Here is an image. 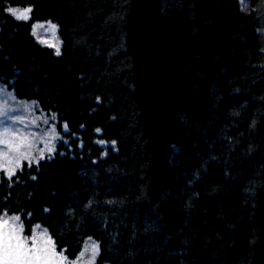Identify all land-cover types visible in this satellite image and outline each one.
Masks as SVG:
<instances>
[{
  "label": "trees",
  "instance_id": "trees-1",
  "mask_svg": "<svg viewBox=\"0 0 264 264\" xmlns=\"http://www.w3.org/2000/svg\"><path fill=\"white\" fill-rule=\"evenodd\" d=\"M48 20L59 57L30 35ZM0 83L68 128L0 172L24 238L39 223L67 261L91 237L95 264H264V0H0Z\"/></svg>",
  "mask_w": 264,
  "mask_h": 264
},
{
  "label": "rangeland",
  "instance_id": "rangeland-1",
  "mask_svg": "<svg viewBox=\"0 0 264 264\" xmlns=\"http://www.w3.org/2000/svg\"><path fill=\"white\" fill-rule=\"evenodd\" d=\"M45 26L47 27V25ZM57 36L60 39L58 33ZM43 38H50V34H44ZM51 49L54 50V48ZM6 134L10 138H15L13 143L19 145L20 152H31L29 159L21 160V166L24 162L28 164H37L40 160L52 156L57 151L59 143H68V138L66 136L68 134V128L67 126L65 127L64 123L58 122L56 114L43 112L38 108L35 102L16 98L5 85L0 83V140L5 139ZM97 143L104 147L107 145L106 142L100 140H98ZM49 147L53 149L51 152L48 151ZM7 148V145L0 143V164L4 163L3 150ZM41 152H43V158H40ZM17 155V152L9 150V159H14ZM19 168H16L15 172ZM0 172H4L7 175V167L0 168ZM5 217L8 218V225L0 227V233L4 232L6 229L11 232L12 229L21 225L20 221L12 224L10 220L11 216L7 215H0V223H2ZM42 235L43 228L41 227L36 230L35 236ZM20 237L22 239H27L28 247L32 246L34 234L29 238H24L21 232ZM48 238L49 236L41 240L40 245L43 247H51L46 243ZM93 244L95 243L90 240L87 241L81 251L84 252V255L81 256L80 253L74 261L63 259V255L55 250V255L52 257L51 264H86V261L90 260L92 257L91 249ZM52 246H54L53 242ZM86 246L88 248L87 251H85ZM0 264H2V261H0Z\"/></svg>",
  "mask_w": 264,
  "mask_h": 264
},
{
  "label": "clouds",
  "instance_id": "clouds-1",
  "mask_svg": "<svg viewBox=\"0 0 264 264\" xmlns=\"http://www.w3.org/2000/svg\"><path fill=\"white\" fill-rule=\"evenodd\" d=\"M34 10L33 5H28L26 7H20V6H9L5 8V12L9 14L15 21L17 22H25L27 23L31 19V13ZM47 25V27L45 26ZM59 30V25L56 23H53L51 20H48L46 22H40L37 21L32 25L31 33L30 35L34 37L37 42L42 46H47L48 48H54V55L59 57L61 53V46L63 41L60 40L57 36ZM44 34H50V38L45 39L43 38ZM8 175V179H11L12 175ZM35 179V177H33ZM47 211V209L45 210ZM31 215V214H30ZM10 220L12 224H15L17 221H20L19 215H12L10 217ZM8 225V218H3L2 223H0V227H5ZM10 227V226H9ZM41 225L39 223L33 225V234L34 237L36 230L40 229ZM23 231V228H21V225L15 229H12L11 232H9L8 229H6L4 232L0 233V261H2V264H13L12 258L9 256V240H12L13 245L15 244V240L12 239L13 236L19 237L20 233ZM48 236V230L45 228L43 229V235L39 236L40 241L43 240L45 237ZM89 240H92L91 237L88 238ZM94 247L96 249L95 252H93V249H91L92 257L90 260L86 261V264H95L96 258L98 257L100 253L99 249V242H96L94 244ZM24 264H27V262H24Z\"/></svg>",
  "mask_w": 264,
  "mask_h": 264
},
{
  "label": "snow or ice",
  "instance_id": "snow-or-ice-1",
  "mask_svg": "<svg viewBox=\"0 0 264 264\" xmlns=\"http://www.w3.org/2000/svg\"><path fill=\"white\" fill-rule=\"evenodd\" d=\"M99 131L100 130L97 129V132ZM14 140V137L10 138L7 134L5 139L0 140V143L8 146L6 150H3L4 163L0 164V168L7 167L9 175L15 174V169L21 166L22 159H29L31 156L30 151L20 152L19 145H15L13 143ZM9 150L17 152L18 155L15 156L14 159H9ZM52 150V147L48 148V151L51 152ZM40 158H43V152L40 153ZM21 228H23V225H21ZM12 239L15 240V244L13 245L12 240H9L8 244L10 251L8 254L12 258L13 264H24V262H27V264H51L52 257L55 255V249L54 246H52V240L50 237L46 243L51 247L41 246L39 236L33 238L31 247H28L27 239H22L20 236H13ZM92 249L93 252L96 251L94 244ZM87 250L88 248L86 246L85 251ZM80 255L83 256L84 252H81ZM63 259H67V257H63Z\"/></svg>",
  "mask_w": 264,
  "mask_h": 264
}]
</instances>
